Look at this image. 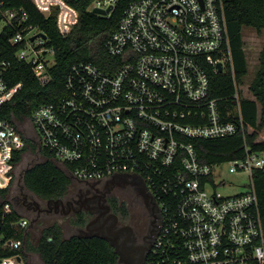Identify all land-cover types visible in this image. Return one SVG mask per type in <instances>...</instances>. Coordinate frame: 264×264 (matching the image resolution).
Returning <instances> with one entry per match:
<instances>
[{
  "label": "built area",
  "instance_id": "built-area-1",
  "mask_svg": "<svg viewBox=\"0 0 264 264\" xmlns=\"http://www.w3.org/2000/svg\"><path fill=\"white\" fill-rule=\"evenodd\" d=\"M32 2L42 13L57 10L61 34L77 22V11L65 0ZM115 2L93 0L88 10L110 7L108 16ZM26 21L22 8L0 0V31L13 27L8 43L16 47L15 56L45 85L54 48ZM104 48L112 58L110 69L73 63L64 74L65 95L38 105L27 118L33 137L14 117L3 116L4 102L21 83L8 86L9 63L0 58V188L13 179L14 153L31 143L57 159L69 177L126 174L143 181L161 212L146 264H264V226L252 177L253 170L264 169V151L245 143L243 158L206 163L192 142L244 129L223 0L131 1ZM220 72L232 73L230 110L210 97V78ZM223 166L245 172L249 188L222 195ZM17 224L25 227L27 220L21 217ZM5 245L18 249L22 241L9 239ZM0 264L24 263L16 254Z\"/></svg>",
  "mask_w": 264,
  "mask_h": 264
},
{
  "label": "trees",
  "instance_id": "trees-1",
  "mask_svg": "<svg viewBox=\"0 0 264 264\" xmlns=\"http://www.w3.org/2000/svg\"><path fill=\"white\" fill-rule=\"evenodd\" d=\"M65 1L77 11V22L67 34H61L56 23L55 8L48 15H43L32 0H4L6 7L23 9L27 15L26 23L39 28L47 36L48 44L55 52V63L49 69L51 79L42 85L30 64L18 59L15 56L16 47L8 43L9 36L14 32L13 27H5L0 31V58L9 63L4 78L8 86L21 83L13 97L4 102V117L27 119L38 105L64 96V74L73 63L90 61L102 69H110L109 62L112 58L106 53L104 43L117 29L123 9L134 0H116L108 16L88 10L93 0ZM223 3L233 76L239 81L248 72L242 29L249 26L257 32L264 30V0H223ZM210 79V97L219 98L220 106H227L230 110L234 92L232 73H213ZM249 88L254 99H240L241 116L245 123L243 130L222 138L192 140L201 161L215 163L243 158L245 143L253 150L264 151V141L255 142L259 129L264 126V45L259 51L258 69ZM248 126L253 128L250 133L246 132ZM23 150L14 153L15 162L19 160ZM46 154L48 153L45 151L44 155ZM252 177L264 226V169L253 170ZM22 183L37 196L57 197L65 193L70 177L62 166L47 156L45 161L35 163L23 171ZM6 192L7 188H0V259L16 254L24 256L22 248L6 246L7 240L20 239L27 242L25 227L17 224L22 216L13 208L10 200L5 198ZM73 223L79 225L83 220L80 218ZM35 249L43 264H117V253L106 239L78 235L63 238L58 224L43 228Z\"/></svg>",
  "mask_w": 264,
  "mask_h": 264
},
{
  "label": "flooded vegetation",
  "instance_id": "flooded-vegetation-1",
  "mask_svg": "<svg viewBox=\"0 0 264 264\" xmlns=\"http://www.w3.org/2000/svg\"><path fill=\"white\" fill-rule=\"evenodd\" d=\"M118 176L99 180L72 176L62 196L36 195L39 200L30 203L38 215L44 214L48 219L82 218L83 223L75 225L79 234L105 237L117 253V264H146L161 226L160 207L142 180L124 178L129 184L123 186ZM43 202L46 207H41ZM88 222L94 223L87 228ZM53 224L61 227L57 220L50 225Z\"/></svg>",
  "mask_w": 264,
  "mask_h": 264
},
{
  "label": "rangeland",
  "instance_id": "rangeland-1",
  "mask_svg": "<svg viewBox=\"0 0 264 264\" xmlns=\"http://www.w3.org/2000/svg\"><path fill=\"white\" fill-rule=\"evenodd\" d=\"M2 26L3 24L0 23V29ZM35 31H37V28H34L33 32ZM242 33L244 38V50L248 62V72L241 78V80L238 81L239 92L241 97L254 99L249 86L258 69V54L264 45V30L257 32L254 28L246 26L243 27ZM15 120L19 129L23 130V133L27 137H33V133L27 119L16 117ZM259 141H264V126L259 129L256 142ZM47 156L59 164V161L54 159L51 154H46L45 157L43 153L38 152L36 147L32 146L31 143L25 147L19 160L15 162V166L13 168V179L5 194V198L10 200L17 213L27 220V224L25 225V239L27 242H22L21 247L24 254L22 257L24 264H43V261L35 248L43 228L50 225L52 222H55L56 220L60 222L63 238L79 234L78 229L75 227L73 220L69 216H58L48 219L44 216V214L38 215L37 211L32 207L33 204L30 203L39 199L36 195L24 187L22 183V173L25 169L35 163L45 161ZM222 172L226 178V184L224 186H220L218 189L222 195L228 196L241 193L249 188V178L245 172H229L228 166H223ZM118 177L123 181V186H128L129 182L124 180V178L127 179L131 177L126 176V174H121ZM73 186L75 185H72V187ZM41 207H46L44 202L41 204Z\"/></svg>",
  "mask_w": 264,
  "mask_h": 264
},
{
  "label": "water",
  "instance_id": "water-1",
  "mask_svg": "<svg viewBox=\"0 0 264 264\" xmlns=\"http://www.w3.org/2000/svg\"><path fill=\"white\" fill-rule=\"evenodd\" d=\"M109 10H110V7L106 8V9L94 8L93 9V12L106 15L109 12ZM43 15H48V12L47 11H43ZM42 36L45 37V34L42 33ZM217 66H218V70H221L220 64H218ZM93 223L94 222H88L87 225H86V227L89 228ZM77 235L78 236H83V235H80V234H77ZM85 236H92V235H85ZM101 238L106 239L105 237H101Z\"/></svg>",
  "mask_w": 264,
  "mask_h": 264
},
{
  "label": "crops",
  "instance_id": "crops-1",
  "mask_svg": "<svg viewBox=\"0 0 264 264\" xmlns=\"http://www.w3.org/2000/svg\"><path fill=\"white\" fill-rule=\"evenodd\" d=\"M243 40H244V38H243ZM254 97V96H253ZM257 105H258V103H257ZM259 107V106H258ZM76 225V224H75ZM77 235V234H76Z\"/></svg>",
  "mask_w": 264,
  "mask_h": 264
}]
</instances>
